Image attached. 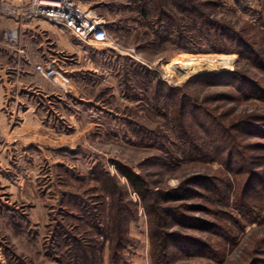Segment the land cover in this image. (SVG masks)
<instances>
[{"label": "rangeland", "instance_id": "rangeland-1", "mask_svg": "<svg viewBox=\"0 0 264 264\" xmlns=\"http://www.w3.org/2000/svg\"><path fill=\"white\" fill-rule=\"evenodd\" d=\"M81 4L107 42L56 27L42 49L67 86L21 65L0 94V264H264V99L243 85L264 91V56L231 47L236 33L264 53V0ZM12 51L0 34V70L18 67ZM196 57L228 63L188 75L175 63ZM235 122L259 132L231 156Z\"/></svg>", "mask_w": 264, "mask_h": 264}, {"label": "built area", "instance_id": "built-area-1", "mask_svg": "<svg viewBox=\"0 0 264 264\" xmlns=\"http://www.w3.org/2000/svg\"><path fill=\"white\" fill-rule=\"evenodd\" d=\"M83 0H0V18L10 21L13 27L0 31L2 41L13 49V55L19 59L15 71L21 65L32 66L41 78L58 86H67L68 79L49 59L37 61V55L29 56L21 46L22 29L35 24L45 23L68 32L72 37L88 46L104 45L107 34L104 21L89 6L81 4ZM20 66V67H19ZM174 75L165 71L164 78L172 81Z\"/></svg>", "mask_w": 264, "mask_h": 264}, {"label": "trees", "instance_id": "trees-1", "mask_svg": "<svg viewBox=\"0 0 264 264\" xmlns=\"http://www.w3.org/2000/svg\"><path fill=\"white\" fill-rule=\"evenodd\" d=\"M232 49L238 51L240 57L243 56L244 54H249L251 56H253V58L257 61L258 65L259 63L262 61V56H264L263 52H256L255 50L252 49V44L254 43H250L247 40H245L243 38V36L241 35H237L236 33H234V39H232ZM221 47H225V46H221ZM251 47V49H250ZM220 50H225V49H220ZM260 66V65H259ZM230 76L238 79L239 81H246V79L239 75L237 72L235 73H231ZM240 78V79H239ZM244 87L246 86H251L252 89H254V92L257 94L256 96H258L259 98H263L264 99V91L261 89V87H259L257 84L255 85L254 83L247 81V82H243ZM243 90V89H241ZM183 103L186 102L185 100L182 101ZM181 102V104H182ZM258 118V117H257ZM252 124V123H249ZM234 128L239 132L238 135H236L234 138L233 136H231V139L233 140H227L226 143H224V147L222 148L224 151H226L227 155L231 154V156L236 153L238 150H240L239 148L243 147V149L245 148V146H242V142L238 139H242L249 136V135H255L256 133H258V129L257 127H254L253 125H249V127H247L246 129L243 130V128H241V125L239 124V122H235L233 124ZM204 129H206L205 127H203ZM208 130V129H207ZM253 135V136H254ZM257 136V135H256ZM239 142H238V141ZM221 143V140H218ZM236 151V152H235ZM121 174L128 180V182L130 183L132 189L134 190V192H136L138 194V196H140V198H142L143 201L146 200L147 198V194H146V190H145V185L144 182L141 180V178L135 174H133L131 171H126L125 169L121 170ZM258 176V174L253 175ZM226 186H228L229 184V179L226 178ZM212 184V183H211ZM174 192H178V189H176ZM170 201V199H169ZM152 210L155 213V230H154V237L156 238V240H158L157 244H156V249H159L158 251V256L162 255L166 252V248H165V238L167 237L165 233H161L158 229L160 228V216L157 214V209L153 203L152 205ZM161 252V253H160ZM162 261H160L159 263H161ZM164 263V262H163Z\"/></svg>", "mask_w": 264, "mask_h": 264}, {"label": "crops", "instance_id": "crops-1", "mask_svg": "<svg viewBox=\"0 0 264 264\" xmlns=\"http://www.w3.org/2000/svg\"><path fill=\"white\" fill-rule=\"evenodd\" d=\"M6 27H13V24L10 21H5L0 18V31ZM57 29L58 28L51 26V25H48V27L44 26L43 23L25 27L24 29H22V32H21V39H20L21 46L26 49V52L29 56L37 55L38 57L37 61L41 59L43 60L45 59L44 55H47L46 54L47 51L45 52L44 48L42 49V47L46 46V44L43 43L44 42L43 40L46 39L44 38L43 35H45L46 32H50L52 34L56 33ZM30 48L35 49L33 54H30L29 51H31L32 53V49ZM30 68L32 70V73L40 77L37 73L33 71L32 66ZM27 73L28 72H26L24 68H22V70L20 71H15L14 68L10 70L2 68V70H0V94L1 95L4 94L5 96L11 95L14 92V83L13 81H11V78H15L16 80H18L16 77L21 78ZM17 82H19V80ZM1 95H0V101H1ZM3 187L4 186L0 185V199L2 200H4L5 195H6V190Z\"/></svg>", "mask_w": 264, "mask_h": 264}, {"label": "bare ground", "instance_id": "bare-ground-1", "mask_svg": "<svg viewBox=\"0 0 264 264\" xmlns=\"http://www.w3.org/2000/svg\"><path fill=\"white\" fill-rule=\"evenodd\" d=\"M228 58V57H227ZM179 59V58H177ZM232 59V57H231ZM173 61V60H172ZM228 63L225 57L219 59H208L202 57L196 58H186V59H179L176 60L175 63L182 67L185 70V73L188 75L192 72L200 71L203 69H212V68H220L222 66V62ZM229 66V65H228Z\"/></svg>", "mask_w": 264, "mask_h": 264}]
</instances>
